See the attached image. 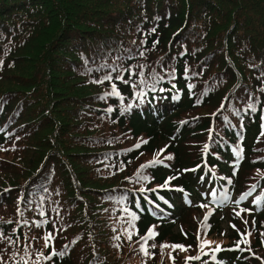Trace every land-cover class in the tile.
Returning a JSON list of instances; mask_svg holds the SVG:
<instances>
[{
    "label": "trees",
    "instance_id": "obj_1",
    "mask_svg": "<svg viewBox=\"0 0 264 264\" xmlns=\"http://www.w3.org/2000/svg\"><path fill=\"white\" fill-rule=\"evenodd\" d=\"M0 233V264H264V0H0Z\"/></svg>",
    "mask_w": 264,
    "mask_h": 264
},
{
    "label": "snow or ice",
    "instance_id": "obj_2",
    "mask_svg": "<svg viewBox=\"0 0 264 264\" xmlns=\"http://www.w3.org/2000/svg\"><path fill=\"white\" fill-rule=\"evenodd\" d=\"M153 31H155V29H153ZM113 71H116V69L113 68ZM104 79H105V80H111L112 77L109 75V76L104 77ZM116 79H118V80H123V77H122V76H117ZM96 82H97V83H103V81H96ZM124 82H125V83H128V81H124ZM106 95H120V93L117 91V88H116V85H115V84L112 85V92H111V93H107ZM138 95H139V94H138ZM249 107H252V108H253V111H255V108H254L252 105H250ZM109 111H110V109H109ZM136 147H139V144L136 145ZM161 151H163V150H161ZM236 154H237V156H239V155H240V152H237ZM168 158L170 159L171 157H168ZM157 163H162V161H160V160H158V159H153L152 161H149L147 165H141V168L147 167L148 165H154V164H157ZM144 179H147V177H144ZM170 179H174V177H173V178H170ZM165 186H166V185H162L161 187H165ZM255 187H256V186L253 185L251 190H254ZM251 190H250L248 193L243 194V195L241 196V200L245 199V198L247 197V195H250V194H251ZM5 191H7V190H5ZM213 195H215V193H213ZM254 202H255V203H259V198H257V201H254ZM221 203H223V201H221ZM237 203H239V201H237ZM242 211H249V210H242ZM41 215H43V213H41ZM236 215H240V213L237 212ZM134 218H135V217H134ZM206 221H207V215H206L205 218H204V222H205V223H206ZM25 223H26V222H25ZM40 223H47V221H41ZM245 223H247V222H245ZM37 226H39V225H37ZM233 227H235V226L233 225ZM125 231L127 232V238H128V240L131 241V240H132V233H131V231H128L127 229H125ZM155 235H156V233H155L152 229H150L149 232H148V234H147V236H142V237H140V240H141V241H144V244H141V251L144 252L145 255H148V254H149L147 248L145 247V244L147 243V240H148V239L152 238V237L155 236ZM0 238H6V239H8V241H9L10 244H11V243H15L14 241L11 240L10 237H3V234H2V233H0ZM52 239H53L52 233H48V234L44 237V240H45V246H46V247L48 246V242L51 241ZM114 239L119 240V239H120V236L118 235V236L114 237ZM245 242H247V241H245ZM209 243H210V242L207 241V240L202 241V245H207V244H209ZM238 246H239V245H237V247H238ZM67 247H68V246L65 245V249H66ZM117 247H119V245H117ZM152 247L154 248V247H156V245L153 244ZM165 247H171L173 250H175V249L185 250V246H184V245H179V244H173V245H166V244H164V245H161V248H165ZM219 250H220L219 246H217V247L214 249V251H219ZM56 254H57V253L53 252V255H56ZM58 254L62 256V255H64V252L61 251V252H59ZM41 255H42V254H41ZM45 258H46V259H51V256H46ZM187 259H188V260H193V259L198 260V259H200V257H188ZM186 264H187V260H186Z\"/></svg>",
    "mask_w": 264,
    "mask_h": 264
},
{
    "label": "rangeland",
    "instance_id": "obj_3",
    "mask_svg": "<svg viewBox=\"0 0 264 264\" xmlns=\"http://www.w3.org/2000/svg\"><path fill=\"white\" fill-rule=\"evenodd\" d=\"M197 220H198V218H197ZM206 230V229H205Z\"/></svg>",
    "mask_w": 264,
    "mask_h": 264
}]
</instances>
